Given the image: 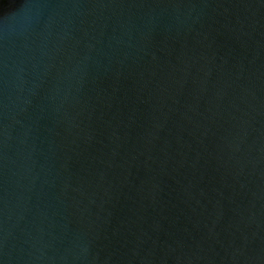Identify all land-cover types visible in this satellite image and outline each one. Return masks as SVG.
<instances>
[{
	"label": "water",
	"instance_id": "1",
	"mask_svg": "<svg viewBox=\"0 0 264 264\" xmlns=\"http://www.w3.org/2000/svg\"><path fill=\"white\" fill-rule=\"evenodd\" d=\"M0 264H264V0H0Z\"/></svg>",
	"mask_w": 264,
	"mask_h": 264
}]
</instances>
